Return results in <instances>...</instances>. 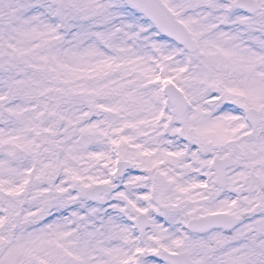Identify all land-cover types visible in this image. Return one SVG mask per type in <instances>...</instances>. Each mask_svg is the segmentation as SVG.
Segmentation results:
<instances>
[{
  "label": "snow or ice",
  "instance_id": "snow-or-ice-1",
  "mask_svg": "<svg viewBox=\"0 0 264 264\" xmlns=\"http://www.w3.org/2000/svg\"><path fill=\"white\" fill-rule=\"evenodd\" d=\"M0 264H264V0H0Z\"/></svg>",
  "mask_w": 264,
  "mask_h": 264
}]
</instances>
